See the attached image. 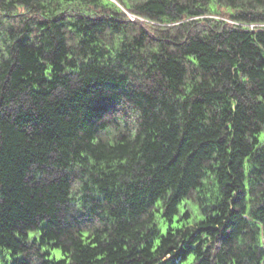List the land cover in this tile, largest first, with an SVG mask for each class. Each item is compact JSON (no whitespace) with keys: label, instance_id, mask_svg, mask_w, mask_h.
Wrapping results in <instances>:
<instances>
[{"label":"trees","instance_id":"trees-1","mask_svg":"<svg viewBox=\"0 0 264 264\" xmlns=\"http://www.w3.org/2000/svg\"><path fill=\"white\" fill-rule=\"evenodd\" d=\"M263 132L264 0H0V264H264Z\"/></svg>","mask_w":264,"mask_h":264},{"label":"rangeland","instance_id":"rangeland-1","mask_svg":"<svg viewBox=\"0 0 264 264\" xmlns=\"http://www.w3.org/2000/svg\"><path fill=\"white\" fill-rule=\"evenodd\" d=\"M224 11V9H222ZM224 17H228V14H223ZM260 137L263 139L264 138V132L261 133ZM193 208V207H192ZM183 209V207L181 206V210ZM160 230L164 233L166 231V224L164 223V221H160ZM31 235L34 234V232L32 231L30 233ZM8 256V253H7ZM51 258H60L62 256V252L59 248H53L50 249V255ZM193 260V255H190L187 260L183 261L181 264H191Z\"/></svg>","mask_w":264,"mask_h":264},{"label":"built area","instance_id":"built-area-1","mask_svg":"<svg viewBox=\"0 0 264 264\" xmlns=\"http://www.w3.org/2000/svg\"><path fill=\"white\" fill-rule=\"evenodd\" d=\"M263 243H264V236H263Z\"/></svg>","mask_w":264,"mask_h":264},{"label":"water","instance_id":"water-1","mask_svg":"<svg viewBox=\"0 0 264 264\" xmlns=\"http://www.w3.org/2000/svg\"><path fill=\"white\" fill-rule=\"evenodd\" d=\"M131 15V14H130ZM132 16V15H131Z\"/></svg>","mask_w":264,"mask_h":264}]
</instances>
